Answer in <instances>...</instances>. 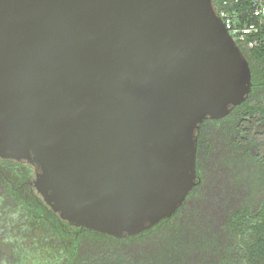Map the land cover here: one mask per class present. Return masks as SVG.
<instances>
[{
    "label": "water",
    "instance_id": "obj_1",
    "mask_svg": "<svg viewBox=\"0 0 264 264\" xmlns=\"http://www.w3.org/2000/svg\"><path fill=\"white\" fill-rule=\"evenodd\" d=\"M252 89L213 0H0V157L72 225L117 238L197 184L198 131Z\"/></svg>",
    "mask_w": 264,
    "mask_h": 264
},
{
    "label": "trees",
    "instance_id": "obj_2",
    "mask_svg": "<svg viewBox=\"0 0 264 264\" xmlns=\"http://www.w3.org/2000/svg\"><path fill=\"white\" fill-rule=\"evenodd\" d=\"M213 3L249 17L251 0ZM237 43L252 89L200 125L198 181L175 214L124 238L77 227L34 187V164L0 157V264H264V45Z\"/></svg>",
    "mask_w": 264,
    "mask_h": 264
},
{
    "label": "built area",
    "instance_id": "obj_3",
    "mask_svg": "<svg viewBox=\"0 0 264 264\" xmlns=\"http://www.w3.org/2000/svg\"><path fill=\"white\" fill-rule=\"evenodd\" d=\"M218 14L236 42L248 41L250 47L264 45V0H251L249 17L242 20L227 8L221 9Z\"/></svg>",
    "mask_w": 264,
    "mask_h": 264
}]
</instances>
